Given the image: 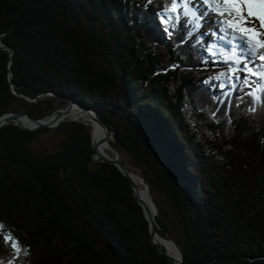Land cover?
Here are the masks:
<instances>
[{
    "label": "trees",
    "instance_id": "1",
    "mask_svg": "<svg viewBox=\"0 0 264 264\" xmlns=\"http://www.w3.org/2000/svg\"><path fill=\"white\" fill-rule=\"evenodd\" d=\"M163 7L0 0V42L14 51L0 48V117L41 119L68 100L90 107L164 199L156 231L183 264H264V110L204 83L221 70L201 69L206 53L183 22L165 32ZM10 74L15 91L44 98L16 97ZM0 222L29 249L24 264H173L152 243L129 180L94 162L81 122L0 129ZM0 257L7 264L3 243Z\"/></svg>",
    "mask_w": 264,
    "mask_h": 264
},
{
    "label": "snow or ice",
    "instance_id": "2",
    "mask_svg": "<svg viewBox=\"0 0 264 264\" xmlns=\"http://www.w3.org/2000/svg\"><path fill=\"white\" fill-rule=\"evenodd\" d=\"M157 15L170 37L183 22L185 39L194 38L193 46L207 53L213 64L225 65L224 70L208 77L205 84L218 86L222 91L227 88L228 96L243 92L251 97L249 111H257V106L264 110V0H164ZM207 20L215 26L210 32V43L204 41L202 33ZM207 62L205 59L204 63ZM213 81L217 84L213 85ZM240 99L243 101V96ZM212 115L215 117L216 113ZM4 229L0 222V243L9 250L7 264H24L22 257L30 255L29 249L11 230ZM0 264H5L3 257Z\"/></svg>",
    "mask_w": 264,
    "mask_h": 264
},
{
    "label": "water",
    "instance_id": "3",
    "mask_svg": "<svg viewBox=\"0 0 264 264\" xmlns=\"http://www.w3.org/2000/svg\"><path fill=\"white\" fill-rule=\"evenodd\" d=\"M0 48L2 50L8 51L10 53L11 58L13 57L14 51H13L12 48L7 47L2 42H0ZM9 81H10V84H11V88L13 89L14 86H13V83H12V75L11 74L9 76ZM13 94L16 97H18V98H23V99L29 100V98L25 97L24 95L20 94L19 92L15 91L14 89H13ZM51 95L52 94H50V96ZM44 96L45 95H42V96L36 98L34 101H36L38 99H41ZM68 101H69L68 102L69 104L66 107L60 108V109L54 111L52 114L47 115L46 117L41 118V119H34L31 116H29L28 114H26V113H9V114H5L2 117H0V129L2 127H4V126L10 124V123L15 124V125L19 126L22 129L33 131V130H39V129H43V128H55V127L59 126L61 123H63V122H77V121L80 120V118H84V119H82L84 121L87 118L90 119V120H92V121H94L95 125L98 126V127H100L104 131V135H103V137L101 139V143L99 144L97 142V144L95 146L93 144V160H94V162H96V163H110L112 165H115L122 172V174L129 180L130 185L132 187V190L134 192V197H135V199L137 200V202L139 204V200H138V198L136 196L135 184H134V182H133L130 174L128 173V171L126 169V166L124 165V163H122L120 161V159H119V157H120L119 152L117 150H115V153L116 154L114 156H112V157H110V156L109 157H102L100 155V153H99V149L104 144L105 140L108 139V138L109 139L111 138V136H112L111 130L100 119V117L96 114V112L94 110H92L90 107H88L86 105H83V104H81L79 102H75L73 100H68ZM76 109L81 113L79 116L73 115L74 110H76ZM23 118H27L35 126H33L31 128H24V127H22L19 124V122ZM90 127L92 129V126H90ZM93 137H94V129H92V140H93ZM141 180H142V182L145 185L147 194L149 195L150 189H149L148 184L145 182V180L143 179V177H142ZM151 200L154 201V199L152 197H151ZM153 203H154L155 210H156V213H157L158 207L155 204V202H153ZM143 213H144V217L147 220V222L149 224V227H150V238H151L152 243L157 247V249L162 254H164L165 256H167L168 259L173 264H182V262H183L182 255H181L180 260L178 262H176V259L175 258H173L172 256H170L168 253H166L164 251V248L165 247L163 245L159 244L158 241H157V239H159L160 241H164L165 239L162 238L158 234V232L156 231V221L154 222V219L147 217L146 214H145V212H144V210H143ZM172 242H173V244H175L176 247H178L177 244L174 241H172Z\"/></svg>",
    "mask_w": 264,
    "mask_h": 264
},
{
    "label": "bare ground",
    "instance_id": "4",
    "mask_svg": "<svg viewBox=\"0 0 264 264\" xmlns=\"http://www.w3.org/2000/svg\"><path fill=\"white\" fill-rule=\"evenodd\" d=\"M50 96V94H49ZM26 97V96H25ZM50 97H53V95H51ZM44 98V97H43ZM41 98V99H43ZM39 100V99H38ZM28 101L30 102H36L34 100H31L29 99ZM81 113L76 109L74 110V113L73 115L75 116H79ZM24 119H27V118H23L19 124L24 127V128H31L33 126H35L33 123H31V121H29L28 119L27 120H24ZM80 119H84V118H80ZM85 121L90 124V126H92V129H94V137H93V140H92V144H94V146L97 144V142L100 144L101 143V139L104 135V131L95 125L94 121L90 120V119H85ZM31 131V130H29ZM33 131H36V130H33ZM113 138V136H112ZM99 153L102 157H112L114 156L116 153H115V149L114 147L111 145V142H110V139H106L104 144L100 147L99 149ZM120 161L122 163H124V165L126 166V169L128 171V173L130 174L134 184H135V189H136V196L139 200V204L141 206V208L144 210L145 214L147 217L149 218H152L154 219V222L156 221V217L158 216L159 214V211H157L156 213V210H155V206H154V201L151 200V194L149 193V195L147 194L146 192V188H145V185L144 183L142 182V175L140 174V171H138V169L132 167L130 164L126 163L124 161V158H122L121 156L119 157ZM122 173V172H121ZM132 188V187H131ZM153 201V202H152ZM158 240V243H160L161 245H163L166 250H167V253L172 256L173 258L176 259V262H178L181 258V251H180V248L179 247H176L175 244H173V242L169 239H165L164 241H160L159 239ZM183 259V257H182ZM183 264V262H182Z\"/></svg>",
    "mask_w": 264,
    "mask_h": 264
},
{
    "label": "rangeland",
    "instance_id": "5",
    "mask_svg": "<svg viewBox=\"0 0 264 264\" xmlns=\"http://www.w3.org/2000/svg\"><path fill=\"white\" fill-rule=\"evenodd\" d=\"M205 30V29H204ZM206 31H207V29H206ZM209 32V31H208ZM77 122H81V123H84L86 126H88V127H90V124L88 125V123L86 122V121H84V120H82V119H80L79 121H77ZM58 127V126H57ZM56 128V127H55ZM91 128V127H90ZM52 129H54V128H52ZM111 140H112V136H111V138H110V142H111ZM115 150H117L116 148H114ZM118 151V150H117ZM119 152V154H120V156L122 157V158H124V161L126 162V163H128V164H130L132 167H134V165L132 164V161L130 160V158H129V156L127 155V154H124V153H120V151H118ZM134 168H136V167H134ZM137 169V168H136ZM139 171V170H138ZM151 194V193H150ZM151 196H152V194H151ZM152 198L154 199V197L152 196ZM154 202H155V204L157 205V207H158V205H160V206H162V207H164L166 210H167V208H166V206H165V202H164V199H162V198H158V199H154ZM168 211V210H167ZM158 217V216H157ZM149 225V224H148ZM149 232H150V227H149ZM169 240H172V239H169ZM158 241V240H157ZM173 241V240H172ZM160 244V243H159ZM164 251L167 253V250H166V248H164Z\"/></svg>",
    "mask_w": 264,
    "mask_h": 264
}]
</instances>
